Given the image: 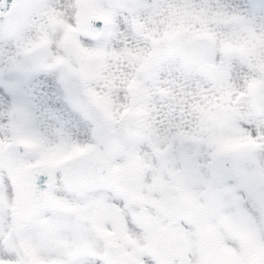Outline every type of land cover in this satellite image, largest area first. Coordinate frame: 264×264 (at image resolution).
<instances>
[{
	"label": "snow or ice",
	"instance_id": "snow-or-ice-1",
	"mask_svg": "<svg viewBox=\"0 0 264 264\" xmlns=\"http://www.w3.org/2000/svg\"><path fill=\"white\" fill-rule=\"evenodd\" d=\"M0 264H264V0H0Z\"/></svg>",
	"mask_w": 264,
	"mask_h": 264
}]
</instances>
